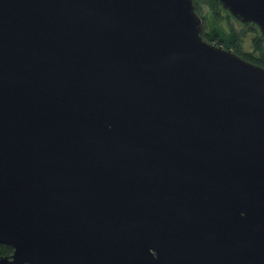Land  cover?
I'll return each instance as SVG.
<instances>
[{
	"label": "water",
	"instance_id": "water-1",
	"mask_svg": "<svg viewBox=\"0 0 264 264\" xmlns=\"http://www.w3.org/2000/svg\"><path fill=\"white\" fill-rule=\"evenodd\" d=\"M264 39V0H218ZM193 0H0V264H264V68Z\"/></svg>",
	"mask_w": 264,
	"mask_h": 264
},
{
	"label": "rangeland",
	"instance_id": "rangeland-1",
	"mask_svg": "<svg viewBox=\"0 0 264 264\" xmlns=\"http://www.w3.org/2000/svg\"><path fill=\"white\" fill-rule=\"evenodd\" d=\"M198 5L201 8V14L203 15V22L204 24L207 23L209 25H213L214 23H217L218 25L222 26L224 29H234V32L238 35L239 40V50L237 52H234L237 55H252L254 57L260 56V51L257 50V43L256 40L260 39L261 41H258L261 44V49L264 54V39H262L260 33L258 32L257 27L254 24L251 23H241L237 19H235L232 16H228L226 12L222 11L221 8L218 9V17L214 18L212 17L213 14H215L213 11H210L208 8V4L203 2L202 0H197ZM209 27L205 24V29Z\"/></svg>",
	"mask_w": 264,
	"mask_h": 264
},
{
	"label": "trees",
	"instance_id": "trees-1",
	"mask_svg": "<svg viewBox=\"0 0 264 264\" xmlns=\"http://www.w3.org/2000/svg\"><path fill=\"white\" fill-rule=\"evenodd\" d=\"M193 1L196 8L197 7L196 4H198V1L197 0H193ZM202 1L208 4V8L210 11H213L215 13L212 15V17L217 18L218 17L217 11L219 9L218 0H202ZM205 24L208 25L209 27L205 29L204 26L202 30L203 38H205L209 42L215 43L216 45L222 46L225 49H230L233 52H237V50H239L238 35L234 32L233 28L227 30L224 29L222 26L218 25L217 23H214L213 25H209L207 23ZM258 41L261 40L258 39L255 41L257 43V50L260 51V56L254 57L249 54L246 55L242 54L240 56L245 61L264 68V54L261 49V44ZM11 254H12V249L9 246L0 245V258L9 257Z\"/></svg>",
	"mask_w": 264,
	"mask_h": 264
},
{
	"label": "flooded vegetation",
	"instance_id": "flooded-vegetation-1",
	"mask_svg": "<svg viewBox=\"0 0 264 264\" xmlns=\"http://www.w3.org/2000/svg\"><path fill=\"white\" fill-rule=\"evenodd\" d=\"M193 3H194V1H193ZM218 3H219V1H218ZM196 8H195V10H196V12L198 13V15L202 18V20H203V16L201 15V8H200V6L198 5V4H196ZM194 7H195V5H194ZM219 8H221L222 9V11H224V12H226V14L228 15V16H231V14L227 11V10H225V9H223L222 8V6H221V4L219 3ZM204 26H205V24H204V22H202V30H203V28H204ZM263 39V38H262Z\"/></svg>",
	"mask_w": 264,
	"mask_h": 264
}]
</instances>
